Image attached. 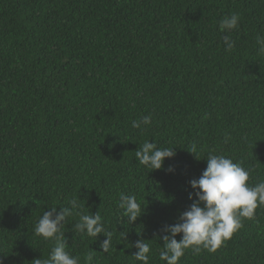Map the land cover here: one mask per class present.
<instances>
[{"label":"trees","instance_id":"16d2710c","mask_svg":"<svg viewBox=\"0 0 264 264\" xmlns=\"http://www.w3.org/2000/svg\"><path fill=\"white\" fill-rule=\"evenodd\" d=\"M232 13L240 22L226 51L218 24ZM257 35L264 0H0L2 264L47 260L54 242L35 225L74 196L113 233L104 252L106 237L76 232L79 218L69 217L61 231L79 264H141L137 239L151 247L149 264H165L164 226L192 203L189 181L208 152L250 170L249 185L264 181ZM147 115L143 132L132 127ZM146 140L174 157L144 168L135 151ZM121 193L144 209L132 224L121 217ZM178 264H264V206L215 252L189 248Z\"/></svg>","mask_w":264,"mask_h":264},{"label":"clouds","instance_id":"9594fccd","mask_svg":"<svg viewBox=\"0 0 264 264\" xmlns=\"http://www.w3.org/2000/svg\"><path fill=\"white\" fill-rule=\"evenodd\" d=\"M240 15L232 13L219 21L218 27L223 35L225 50L234 48L235 42L229 33L239 26ZM256 44L258 52L264 55V36L257 35ZM151 123V115L143 116L140 120H133L132 127L144 131V127ZM228 137H225L227 142ZM196 153L195 145L189 150ZM172 147L160 148L156 143L144 141L135 151L138 163L148 170L161 169L165 158L174 157ZM195 157L197 158L196 154ZM200 159V158H197ZM172 169L170 168L169 171ZM250 170L245 169L239 162H233L229 157L210 151L206 156V167L199 178L189 181L193 192L188 194L192 201L187 210L179 213L177 221L165 225L160 237L163 248L159 251L160 260L165 264H178L185 251L192 249L194 254L201 250L209 253L215 252L224 242L242 227L243 219H253L258 207L264 206V181L251 186L247 183ZM78 196L67 201L68 206L49 207L38 219L34 232L44 240H51L54 246L49 258L35 260V264H79V257L66 251L64 232L61 228L67 219L78 216L74 229L87 237L97 238L103 234L106 239L100 242V248L104 252L112 249L113 233L105 227L99 212L84 214L85 205L80 203ZM118 207L122 209L121 217L127 218V223L132 224L143 213L140 204L133 195L121 193ZM120 217V218H121ZM177 234H181L179 240ZM126 234L122 233L125 239ZM137 249L132 255L141 264H149L151 247L143 239H137L134 243ZM91 254L86 256V261H91ZM2 264V261H0Z\"/></svg>","mask_w":264,"mask_h":264}]
</instances>
